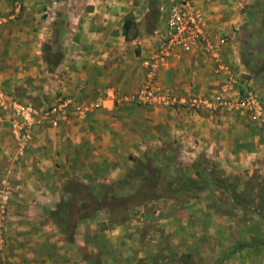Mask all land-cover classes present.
<instances>
[{
    "label": "rangeland",
    "instance_id": "rangeland-1",
    "mask_svg": "<svg viewBox=\"0 0 264 264\" xmlns=\"http://www.w3.org/2000/svg\"><path fill=\"white\" fill-rule=\"evenodd\" d=\"M216 4L230 18L206 15ZM234 90L256 93L262 120L180 102ZM262 95L264 0H0V109L17 153L34 124L67 125L73 141L40 182L0 169V264H264ZM63 102L53 125L44 113ZM20 105L35 110L26 140Z\"/></svg>",
    "mask_w": 264,
    "mask_h": 264
},
{
    "label": "crops",
    "instance_id": "crops-1",
    "mask_svg": "<svg viewBox=\"0 0 264 264\" xmlns=\"http://www.w3.org/2000/svg\"><path fill=\"white\" fill-rule=\"evenodd\" d=\"M219 9H222L223 12V18H230L228 15V10L224 11L225 6L221 5H213L209 8L210 11L207 10L208 14L215 13L219 11ZM215 14L213 16H215ZM212 16V17H213ZM181 65H178V68ZM176 68V80L178 85L182 86L181 84H185L184 79V74L180 72L178 73V70L180 69ZM190 70L194 73H197V66L195 65L194 67L190 68ZM185 71V70H183ZM194 77V76H193ZM34 79L33 74L30 72L28 73H23L22 69H18L16 73L15 80L16 82H21L29 80L28 84L29 86L32 87V81ZM192 82V81H191ZM26 84V83H24ZM35 84V82H33ZM38 85V84H36ZM238 84H233V87L230 85L229 88H234ZM235 89V88H234ZM237 90V89H235ZM230 91L226 95L229 99H234L238 98L239 96L236 95V91ZM187 91V90H186ZM45 95H42L40 97L37 96V98H42L43 96H48L49 94V99L48 101H52L51 99L53 98L52 90L49 88H45ZM44 94V92L42 93ZM37 94L35 93L34 96ZM261 98H264L262 95ZM27 99V98H25ZM33 98L27 99V100H32ZM226 111V110H224ZM228 111V110H227ZM226 111V112H227ZM232 111V110H229ZM228 113V112H227ZM9 112H5L4 110L0 109V169L3 170H9L12 168L16 169L18 176H12V181L14 183L17 182V179L19 180L20 183H36L40 182V176H38V167L42 170L45 171L47 167L49 170H52V167H54L55 162H54V155L60 156L61 161H63L64 158H66L65 154L70 152L71 150L69 149V145L73 142L71 141V136H69V126L67 125H61L60 127L54 128L51 126L50 123L44 122L42 124H34L31 129L32 133V141L29 142L28 146L26 147L25 151H23L22 154L19 155L17 153V147L15 145V142L12 138L11 132H10V118H9ZM243 114V113H242ZM231 119L234 120L237 115L231 113ZM240 116H245V115H240ZM64 154V155H62ZM48 156V160L45 158ZM39 160V162H38ZM54 162V163H53ZM61 164V163H59ZM62 165V164H61ZM16 173V172H15ZM6 174V172H5ZM4 176V172L0 173V179ZM2 179H5L2 178ZM49 182L55 183L58 180L56 178H52L51 180H47ZM12 213V204L9 205V213ZM12 222L14 220L13 217H11ZM13 229L21 231L23 228L20 226L16 225L15 223L13 224ZM10 222L7 224L6 232L5 235H10ZM9 232V234H7ZM19 234V233H17ZM24 233L20 232V235L22 236Z\"/></svg>",
    "mask_w": 264,
    "mask_h": 264
},
{
    "label": "built area",
    "instance_id": "built-area-1",
    "mask_svg": "<svg viewBox=\"0 0 264 264\" xmlns=\"http://www.w3.org/2000/svg\"><path fill=\"white\" fill-rule=\"evenodd\" d=\"M164 96L163 98H165ZM171 98V97H168ZM176 98H183V97H176ZM114 92L113 91H107L104 101L106 104H112L114 101ZM70 102V101H69ZM68 102V103H69ZM180 102L182 104L189 103L190 106L199 108L202 104L206 105L207 107L211 109H217V108H228L232 109L241 113H246L250 117L262 120L263 119V109L261 106L260 101L257 98V95L255 92L251 90H245L242 96L238 97V100L233 101L229 99L227 96L219 97L218 99L214 100L213 102H208L204 100H200L197 97H191L189 100L180 99ZM71 103V102H70ZM67 103L64 102L62 105L56 107H51L48 112L46 111L44 114L45 116L49 118L50 122L53 125L57 124V121L54 119L53 116H49V113L54 115L56 110H61L62 107H65ZM16 113L19 116V122L18 125L15 128V132L17 133L19 138H22L23 140H26L30 136V128L33 124V114L35 113V110L31 108V106H17L15 108ZM65 109L61 110V113L63 112L62 118L66 119V116L64 115ZM78 112L82 114L83 110L77 109ZM44 120V119H43ZM260 150L264 151V144L260 145ZM8 200H9V188L8 185L3 186L0 190V246L4 244V233L7 228L8 219H7V206H8Z\"/></svg>",
    "mask_w": 264,
    "mask_h": 264
}]
</instances>
